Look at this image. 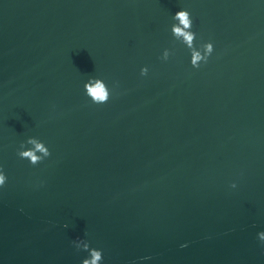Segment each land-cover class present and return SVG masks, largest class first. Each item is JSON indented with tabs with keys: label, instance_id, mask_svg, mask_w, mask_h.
Listing matches in <instances>:
<instances>
[{
	"label": "water",
	"instance_id": "1",
	"mask_svg": "<svg viewBox=\"0 0 264 264\" xmlns=\"http://www.w3.org/2000/svg\"><path fill=\"white\" fill-rule=\"evenodd\" d=\"M0 165V264H264V0H0Z\"/></svg>",
	"mask_w": 264,
	"mask_h": 264
},
{
	"label": "clouds",
	"instance_id": "2",
	"mask_svg": "<svg viewBox=\"0 0 264 264\" xmlns=\"http://www.w3.org/2000/svg\"><path fill=\"white\" fill-rule=\"evenodd\" d=\"M173 23L170 26V33L174 41L183 45L190 54V66L193 69H199L203 64L208 63L212 57L215 47L212 40L201 41L199 45L195 42L198 38L197 32L193 29V19L189 10L181 8L176 11L172 16ZM174 53L169 48H164L160 59L168 61L170 56ZM149 68L143 66L140 69L141 76H147ZM84 95L95 105H103L109 102L111 98V90L100 80L95 78H89V82L84 85ZM28 144H32L33 147L28 149L24 143L20 144L17 149L16 155L21 160H26L30 165L36 166L51 156V152L48 148L43 146V142L38 141L34 137H29ZM37 152L40 154L37 155ZM8 181V177L4 171L2 165H0V189H3ZM230 188L236 189L237 183L231 182ZM65 229L69 227L67 223L63 225ZM256 239L260 245L264 246V230L256 233ZM72 246L76 251H83L87 253V256L81 260V264H104L103 249L93 247L90 241H83L79 238L71 241ZM186 247V245H181ZM143 261L150 260V256L140 258Z\"/></svg>",
	"mask_w": 264,
	"mask_h": 264
}]
</instances>
